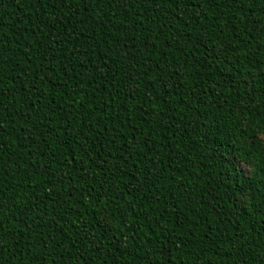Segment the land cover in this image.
Returning <instances> with one entry per match:
<instances>
[{
  "label": "trees",
  "instance_id": "16d2710c",
  "mask_svg": "<svg viewBox=\"0 0 264 264\" xmlns=\"http://www.w3.org/2000/svg\"><path fill=\"white\" fill-rule=\"evenodd\" d=\"M262 61L258 0H0V264H264Z\"/></svg>",
  "mask_w": 264,
  "mask_h": 264
},
{
  "label": "snow or ice",
  "instance_id": "6c2138e0",
  "mask_svg": "<svg viewBox=\"0 0 264 264\" xmlns=\"http://www.w3.org/2000/svg\"><path fill=\"white\" fill-rule=\"evenodd\" d=\"M219 2V0H217ZM241 3H244V0H240ZM259 7L261 9H264V0H258ZM223 10V9H221ZM253 71H239L237 70L234 75L236 77L235 83L237 84V88L239 90L242 102L247 104V101L243 100L245 89L243 85L239 83L241 79L247 80L249 77H251L253 80L257 78V73H264V61H262L258 66H248ZM247 73V75H245ZM230 87V86H229ZM262 91H264V87L261 88ZM255 99L259 100L260 108L257 109V114L264 116V96L257 95ZM250 113L253 111V108L251 106L247 109ZM253 140H255V137H253ZM260 147H262L261 142H257ZM230 161H225V164H229ZM240 175L242 177L239 187H235L233 190L232 188H229L227 190L228 196L232 198V204L231 207L234 206V204L238 207L239 203H243L244 205L251 206L253 201L257 198L261 199V202H264V190L260 191H253V186L257 184V181L255 179V176L257 172L259 171L261 175H264V159L261 160L260 166H257L251 162V160L247 157H244L241 159V162L237 165ZM231 180V177L226 178L223 181V184L226 185ZM223 187V186H222ZM260 189H264V184L260 185ZM249 192H251V195L249 196ZM220 195L223 196L224 192L221 190ZM249 210L250 207H249ZM264 218V217H262ZM104 221H106L107 225L110 228L117 227V224L113 223V219L110 216L104 215Z\"/></svg>",
  "mask_w": 264,
  "mask_h": 264
},
{
  "label": "clouds",
  "instance_id": "9594fccd",
  "mask_svg": "<svg viewBox=\"0 0 264 264\" xmlns=\"http://www.w3.org/2000/svg\"><path fill=\"white\" fill-rule=\"evenodd\" d=\"M244 54H246V52L245 53H242V55H244ZM243 71H253V70L251 68H249L247 65H244ZM257 102L259 103V100L258 99H257ZM258 140L261 142V145H262L261 149H264V136L258 137ZM249 159L251 160V162L253 164H255L257 166H260L261 160H262L260 157H258L256 155H253Z\"/></svg>",
  "mask_w": 264,
  "mask_h": 264
}]
</instances>
